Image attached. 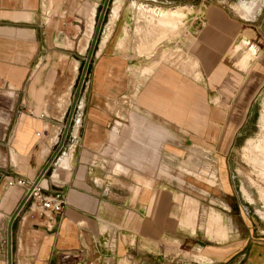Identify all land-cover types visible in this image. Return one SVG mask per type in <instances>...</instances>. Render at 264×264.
I'll return each mask as SVG.
<instances>
[{"label":"crops","instance_id":"obj_1","mask_svg":"<svg viewBox=\"0 0 264 264\" xmlns=\"http://www.w3.org/2000/svg\"><path fill=\"white\" fill-rule=\"evenodd\" d=\"M263 1L250 19L216 2L178 4L190 11L177 35L159 42L147 57L126 41L124 28L133 35L134 27L129 8L125 13L119 8L100 47L108 12L98 13L96 23L95 14L103 0H0V264L7 256L2 247L9 222L14 264H152V256H166L169 240L184 249H202L214 264H230L237 256L242 260L234 264H264V236L239 245L205 244L195 230H183L193 229L196 217L183 213L179 218L177 192L169 189L170 174L162 166L176 165L193 140L207 143L214 137L212 148L224 150L245 121L250 102L264 89ZM157 3L166 8V0ZM95 30L96 61L63 136L68 115L65 122L62 118L72 103L64 105V98L74 77L58 96L55 86L63 84L65 72L74 75L80 60L73 55L85 51L86 32L90 37ZM243 39L244 48L253 46L255 55L246 69H239L234 61L241 50L232 51ZM161 51L164 61L149 74L138 70L134 77L139 79L130 76L132 90L126 72L139 64L120 55L136 54L149 63ZM121 105L128 108L124 115ZM129 112L170 136L156 139L153 146L133 144L143 157L138 164L122 160L127 172H115L113 151L120 149L109 137H117V121L129 127ZM226 124L230 131L221 145ZM122 134L130 148V137ZM151 148L158 155L153 161ZM10 178H38L46 195L62 193L61 210L40 214L35 203H22L25 188L6 185ZM182 205L186 212L195 210L184 199ZM207 232L217 237L209 226ZM220 232L225 241L226 232Z\"/></svg>","mask_w":264,"mask_h":264},{"label":"rangeland","instance_id":"obj_2","mask_svg":"<svg viewBox=\"0 0 264 264\" xmlns=\"http://www.w3.org/2000/svg\"><path fill=\"white\" fill-rule=\"evenodd\" d=\"M198 1L216 2L219 5L224 6V8L229 9L230 12H235V14L240 18L250 19L254 16L255 11L258 9V7H260L263 0H166V8L159 7V4L157 3L158 0H107L104 12H108V22L105 25V32L100 39L99 46L101 47L108 37L110 25L118 14V12L116 14L114 13V8L118 4L122 13H125L129 8L130 12H132V15H135L134 6L137 8H141L142 10H145L147 12L153 11L155 14H160L161 12L167 14L173 11H179L187 14L189 13L190 9L188 7L178 6V4H191ZM100 8V5L96 7L95 23ZM138 19V22L136 21L135 25L141 29L138 32H134L133 30L134 36L130 34V30L128 31L125 28L123 30V32L125 30L127 31L126 41L128 42L129 40H131L132 47L136 43L135 50L137 55H145L148 57L152 55L156 50L152 49L150 53L147 51L146 54H143L141 52L142 48H140V43L142 44V42H145V39L148 42L144 45L145 47H148L152 43L156 42V40L157 42L165 40L162 37H168V39H170L174 35L170 30L167 31L166 29H161L165 32V34L163 33L162 36V33L157 32V35L152 38L153 32L156 27L153 26V24L147 26L144 20H142L141 18L139 20ZM181 25L176 27V29L179 30V28H181ZM92 29L93 28H91L89 24V34ZM87 33L88 31L86 32L85 42H87V46L85 51L81 54L73 55L75 58H79L80 60L74 75L73 73L71 75H66L65 72V80L63 81V84L61 86H55L54 94L58 96L61 90H63L65 88V85L68 83L69 76H71L72 78L74 77L69 94L67 95L68 100L67 98H64V105L65 103H67V101L70 102L75 94V88L79 80L80 73L85 62V58L87 56V52L93 35V33L91 32V36L88 37ZM97 42L98 38L96 37L88 62L86 64L83 79L77 96H80L83 93V90L86 88L84 84L87 80H89L91 76L97 57V55L94 54V46H96ZM238 43L242 44L243 47H239ZM238 43L234 46L232 51L233 53H235L236 51L241 50L234 61V65L239 69H246V67H244V64L241 63L243 56L245 57L247 55V52L249 50H252L254 52L252 59H254L255 50L253 46H251L250 49L244 48V44L246 43L245 39L239 41ZM151 48L152 47H149L147 49L150 50ZM122 49L125 50L124 47ZM157 52L155 53V55L157 54ZM136 54L120 55V57L124 58V60L127 57H129L130 59L134 58L137 60V64H139L138 66L129 65L130 68H133V70H129L126 72L128 73L129 77L128 84L132 85H130L132 90L133 79L135 78V74H138V70L141 75L149 74L154 68L159 65L160 61H164L166 55L164 51H161L148 63V59L144 60L143 57L138 58ZM132 62L133 60H130L129 64ZM59 76L63 77V73L61 72ZM130 76L133 77V79ZM135 79H139V77ZM137 81L138 80H136V82ZM88 86L86 90H88ZM213 101L216 102L217 100L214 99ZM69 107L70 104L65 110L62 122H65V118L67 117L69 112ZM127 109L128 108H126L125 105H121L119 107V110H121L120 114L124 115ZM263 113L264 89L259 93V95L255 97L253 101L250 102L245 121L231 134L230 144L224 150L218 151L216 150V148H212V140H217V138L214 137H212L211 142H207L210 145L204 143L202 140H193L194 144L188 145V150L180 153L176 165H173L174 163H172L171 161H169L171 162V164L168 163V165H162L164 169H167L168 173L170 174V177L167 176V185L169 189L176 190L177 192L178 198L176 202L178 205V211H180L179 218L183 213H186L188 217L191 216L193 219H195L196 217L193 229L189 226L182 229L187 230L190 233H193V231L195 230L196 238L205 244H215V242L218 241V243H220L221 245L225 243H234L236 245H239L243 243L245 239H247L246 241H249L251 238L264 236V200L262 198V194H264V181L261 180L258 175V172L262 169L261 161L263 156L262 152L260 153L252 146L253 143L259 145L263 143ZM128 115L130 124L129 127L125 128L124 124L117 121L116 126L118 127V135L115 140H111V138L109 137V141L117 142L115 144H118L120 149L119 151H113V156L116 158V160L113 162V171L114 164L118 162L116 164L115 172H127V168L124 167V165H122L121 163L122 160L129 159L133 164H138V161L143 157V152H138L134 148L135 146L133 144L142 143L150 144L151 146H153L156 139H165L170 136L168 134V131L163 130V128H160L156 124L144 121L143 118L137 117L135 114H133V112H129ZM199 119L202 123H204L203 120L205 119L201 113ZM229 120L233 122L235 120V117L230 118ZM124 123L127 124V122ZM223 128L224 129L219 136L220 144L223 143L225 138L228 136V131H230V129L227 128V124ZM123 131H126V134L131 139V142H129L130 148L132 147L134 149H130L127 146L128 140L126 141L127 137H124L126 135L122 134ZM192 136L194 139V137L197 135ZM113 146L115 147V145ZM248 153H251L250 157L256 161L255 163L247 159ZM148 156L150 161H153V159H155L158 155L155 150L151 148ZM157 170L158 172L161 171L159 167H157ZM144 184L146 186L150 185L147 180L144 181ZM182 199H184V204L187 208H194L195 210L186 212V209L182 205ZM210 210H214L219 214V216L221 217L219 223L222 224L225 229H227L225 230V241H223L222 237H218L221 235V232L220 226L217 224L207 225V228L209 226L213 230H216L217 237L212 233H210L211 236H208L209 234L206 228L205 217ZM166 245V254H164L166 256H152V264H214L209 262L210 259L205 256L202 249L199 250L198 248V251L184 249L179 246L177 241L171 240L167 241ZM2 248L4 251L6 248L5 245H3ZM11 252L12 247L10 245V258ZM238 259L239 257L237 256L234 259L230 260V264H234V262L242 260ZM4 264H6V260H4ZM10 264L14 263L11 261ZM120 264L126 263L121 262Z\"/></svg>","mask_w":264,"mask_h":264},{"label":"bare ground","instance_id":"obj_3","mask_svg":"<svg viewBox=\"0 0 264 264\" xmlns=\"http://www.w3.org/2000/svg\"><path fill=\"white\" fill-rule=\"evenodd\" d=\"M119 10V4L116 5V7L114 8V13L116 14ZM134 12H135V15H134V27L132 26V29L134 30V32H138L140 31L141 28L137 27L135 25V22L137 21V19L141 18L142 20H144L147 24V26L153 24V26L156 27V29L154 30L153 32V35H152V38L155 37L157 35V32L159 33H162V36H163V33L165 34V32L161 29H166L167 31L170 30L171 33H173L174 36L177 35V32L178 30L176 29V27H178L179 25L182 24V19H184V17L186 16V14L182 13V12H179V11H173V12H170V13H163L161 12L160 14H155L153 11H145V10H142L141 8H137L134 6ZM132 14V13H131ZM138 19V20H139ZM138 22V21H137ZM92 24H93V17L91 18V21H90V26L92 28ZM133 24V23H132ZM124 34L127 35V31L125 30L124 31ZM123 34V35H124ZM134 35V34H133ZM159 35V34H158ZM136 36V35H135ZM122 38V37H121ZM163 39H168V37H162ZM125 40V39H124ZM148 41H146L145 39V42H142V44L140 43V48H142V53L143 54H146L147 51L150 53L152 51V49H156L157 45L159 44V42H154L152 43L150 46L148 47H145L144 44H147ZM123 43V42H122ZM158 43V44H157ZM244 43V42H243ZM118 44H121V43H118ZM159 46V45H158ZM238 46H242V44L238 43ZM149 47H152L150 50H148L147 48ZM253 51L252 50H249L247 52V55L244 57L243 56V59L241 61L242 64H244V67L247 66L248 62L253 58ZM263 117H264V113H263ZM262 141L263 143L261 145L259 144H252L253 148L254 149H257L260 153L262 152V169L258 172V175L260 177L261 180L264 181V136L262 138ZM251 153H248V158L249 160H251L252 162H256L254 159H252L250 157ZM59 172V171H58ZM215 172V171H214ZM214 176V175H213ZM210 183V182H209ZM262 198L264 200V194H262ZM220 212V211H218ZM221 217L219 216V214L214 211V210H210L208 211L206 217H205V221L209 224V225H213V224H217L220 226V229L221 231L223 232H226L225 230V227L219 223ZM212 229V228H211ZM217 229V228H216ZM225 235V234H224ZM210 236V235H209ZM126 263V262H125Z\"/></svg>","mask_w":264,"mask_h":264},{"label":"built area","instance_id":"obj_4","mask_svg":"<svg viewBox=\"0 0 264 264\" xmlns=\"http://www.w3.org/2000/svg\"><path fill=\"white\" fill-rule=\"evenodd\" d=\"M77 104L74 103L73 109H77ZM38 178L22 179L10 178L6 181V185H17L25 188V195L22 203L29 201V205L35 203L39 207V213L48 210L51 212H58L64 204V196L60 192H55L51 196L46 195L39 186Z\"/></svg>","mask_w":264,"mask_h":264},{"label":"water","instance_id":"obj_5","mask_svg":"<svg viewBox=\"0 0 264 264\" xmlns=\"http://www.w3.org/2000/svg\"><path fill=\"white\" fill-rule=\"evenodd\" d=\"M106 2L107 0H103V3H102V6L100 8V11H99V17L102 15L103 11H104V8L106 6ZM100 22V19L98 20L97 22V25H96V30L98 28V24ZM96 30L92 36V39H91V43H90V46H89V49H88V52H87V56L85 58V62L83 64V67H82V70H81V73H80V77H79V80L77 82V85H76V88H75V94H74V97L72 99V103H71V108H70V111H69V114H68V117H67V120L65 122V126H64V131H63V136H64V133L66 131V128L68 126V122H69V119H70V114L72 112V109H73V105L76 101V98H77V95H78V92H79V88H80V85H81V82H82V79H83V75H84V71H85V68H86V64L88 62V59H89V56H90V53H91V50H92V47H93V44L95 42V38H96ZM9 226H10V222L8 223V227H7V244H6V249H7V256H6V264H10L11 263V258H10V237H9Z\"/></svg>","mask_w":264,"mask_h":264}]
</instances>
